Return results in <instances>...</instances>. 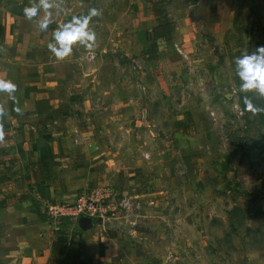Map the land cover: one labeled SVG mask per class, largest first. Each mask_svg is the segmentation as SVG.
<instances>
[{
	"label": "rangeland",
	"instance_id": "374dc122",
	"mask_svg": "<svg viewBox=\"0 0 264 264\" xmlns=\"http://www.w3.org/2000/svg\"><path fill=\"white\" fill-rule=\"evenodd\" d=\"M38 2L12 3L26 33L38 29L46 14L40 9L26 18L24 9ZM49 3L53 29L97 10L89 24L92 49L77 43L71 56L85 58L91 49L99 58L127 65L132 75L127 85L141 97L115 131L102 137L118 159L98 188L110 189V200L132 204L114 218L93 219L98 227L90 238L112 235L118 245L116 260L103 264H264V96L240 91L235 65L236 57L264 45V0L168 5L170 20L181 14L183 35L174 21V31L159 40L155 54L152 42L138 45L156 21L151 22L149 0ZM184 11L194 13L196 23L184 25ZM143 70L148 72L141 80ZM245 96L255 111L246 107ZM64 226L74 237L82 233L78 222Z\"/></svg>",
	"mask_w": 264,
	"mask_h": 264
},
{
	"label": "crops",
	"instance_id": "0c3cea01",
	"mask_svg": "<svg viewBox=\"0 0 264 264\" xmlns=\"http://www.w3.org/2000/svg\"><path fill=\"white\" fill-rule=\"evenodd\" d=\"M13 2L0 0V80L16 86L14 99L0 92V264L115 261L116 238H90L98 227L93 220L74 237L64 226L69 219L54 221L48 211L51 205L72 203L84 189L98 188L111 174L109 164L118 155L102 137L115 131L116 122L141 103L133 86L127 85L132 82L130 67L98 54L93 62L77 55L56 59L48 45L58 29L49 26L41 32L35 27L29 33L19 29L26 22ZM184 13L188 14L184 25L196 23L194 13ZM173 14L171 21L181 36L182 16ZM218 18L223 22V13ZM150 19L157 23L146 29L149 41L138 38V45L152 42L159 47L162 38L154 39L158 19L151 13ZM146 72L141 71L139 79H145ZM61 235L70 244L60 245Z\"/></svg>",
	"mask_w": 264,
	"mask_h": 264
},
{
	"label": "clouds",
	"instance_id": "9594fccd",
	"mask_svg": "<svg viewBox=\"0 0 264 264\" xmlns=\"http://www.w3.org/2000/svg\"><path fill=\"white\" fill-rule=\"evenodd\" d=\"M51 7L49 0H39L38 3H33L31 7H26L24 14L26 18L32 19L38 15L40 9L45 10V16L38 20V27L42 31L47 30L52 22V13L47 11ZM58 14L59 8H57ZM97 14L96 9H91L87 15L73 16L69 22L59 26L54 33V42L48 45L49 51L56 59L63 60L70 56L73 46L77 43L86 48L92 47L91 42L95 40V34L90 31L89 24L91 18ZM235 65L236 74L241 81L240 91L242 93L254 92L264 96V45L259 46L251 54L236 57ZM15 87L11 81L0 80V92H7L12 99H14ZM244 102L248 109L255 111L247 96L244 97Z\"/></svg>",
	"mask_w": 264,
	"mask_h": 264
},
{
	"label": "built area",
	"instance_id": "2783aa9c",
	"mask_svg": "<svg viewBox=\"0 0 264 264\" xmlns=\"http://www.w3.org/2000/svg\"><path fill=\"white\" fill-rule=\"evenodd\" d=\"M175 47L180 55L187 57L181 48L178 46ZM96 57L97 52L88 49L85 59L91 62L95 60ZM143 157L145 160H149L150 154L145 153ZM111 195L112 192L110 189L97 188L91 191L86 190L79 194L75 202L51 205L48 215L51 219L63 221L67 218L69 222L77 223L82 217H87L91 220L102 219L105 221V215L107 216L109 214L114 218V215H117V213H115L117 210H119V212H122L123 209L130 210L132 204L128 199L119 198L116 201L115 198H112V200H110Z\"/></svg>",
	"mask_w": 264,
	"mask_h": 264
},
{
	"label": "trees",
	"instance_id": "16d2710c",
	"mask_svg": "<svg viewBox=\"0 0 264 264\" xmlns=\"http://www.w3.org/2000/svg\"><path fill=\"white\" fill-rule=\"evenodd\" d=\"M173 0H154L152 3V9H151V14L158 19V25L155 28L154 34L155 38L154 39H161V38H166L169 37V35L174 31V23L169 19L168 13L166 11V7L172 2ZM155 45L152 54H155L157 52V46ZM154 56V55H153ZM57 242L60 245H68L70 244V241L68 240L67 237L61 235ZM69 247V246H68ZM71 248L67 249V255L69 256ZM82 264H85L84 262Z\"/></svg>",
	"mask_w": 264,
	"mask_h": 264
},
{
	"label": "water",
	"instance_id": "95a60500",
	"mask_svg": "<svg viewBox=\"0 0 264 264\" xmlns=\"http://www.w3.org/2000/svg\"><path fill=\"white\" fill-rule=\"evenodd\" d=\"M78 223H79L80 229L85 231L91 226L92 220L90 218H87V217H82V218H80Z\"/></svg>",
	"mask_w": 264,
	"mask_h": 264
}]
</instances>
